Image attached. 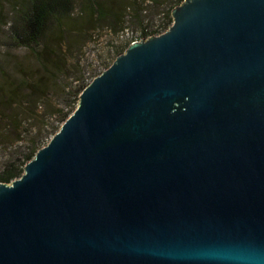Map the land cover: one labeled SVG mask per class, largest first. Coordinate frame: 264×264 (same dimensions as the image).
Segmentation results:
<instances>
[{
	"label": "water",
	"instance_id": "water-1",
	"mask_svg": "<svg viewBox=\"0 0 264 264\" xmlns=\"http://www.w3.org/2000/svg\"><path fill=\"white\" fill-rule=\"evenodd\" d=\"M0 183V264H264V0H184Z\"/></svg>",
	"mask_w": 264,
	"mask_h": 264
},
{
	"label": "trees",
	"instance_id": "trees-1",
	"mask_svg": "<svg viewBox=\"0 0 264 264\" xmlns=\"http://www.w3.org/2000/svg\"><path fill=\"white\" fill-rule=\"evenodd\" d=\"M183 1L1 0L0 148L22 141L23 146L1 162L0 183L20 178L44 140L59 130L56 123L62 124L76 109L89 84L77 56L94 31L122 33L137 21L138 37L115 47L117 58L134 41L164 33L172 25L171 11ZM150 10L162 13L164 24L144 23ZM15 52L27 58L20 60Z\"/></svg>",
	"mask_w": 264,
	"mask_h": 264
},
{
	"label": "rangeland",
	"instance_id": "rangeland-1",
	"mask_svg": "<svg viewBox=\"0 0 264 264\" xmlns=\"http://www.w3.org/2000/svg\"><path fill=\"white\" fill-rule=\"evenodd\" d=\"M1 1V0H0ZM2 2H5V0H2ZM155 10V9H154ZM154 10H150L145 16L146 24H150L152 21L153 24L156 25H162L166 20L161 19L163 16L159 14V12H155ZM8 8H5V17L8 18ZM94 35L90 42H88L78 54L77 59L79 60V64L82 68V70H85V77L87 83H90L94 76H98L100 73H102L104 70H106L116 59V55L114 53V48L117 47L122 41L133 38L135 39L138 37L140 33L139 24L135 20L133 24L129 23L125 30L122 33H109L107 30L102 31H94ZM3 51L0 48V56L2 55ZM17 56H19V59H25L27 58V55H24L22 52H15ZM74 107V105H73ZM67 109H65L66 111ZM55 123L56 117L52 118ZM63 124V123H62ZM62 124L56 123V125L60 128ZM54 126V125H53ZM51 135H49L43 142V145L47 144L49 140L51 139ZM23 146V141L20 142L17 147ZM17 147H11V148H0V164L1 162L5 161L8 156H10L11 153L17 151Z\"/></svg>",
	"mask_w": 264,
	"mask_h": 264
}]
</instances>
